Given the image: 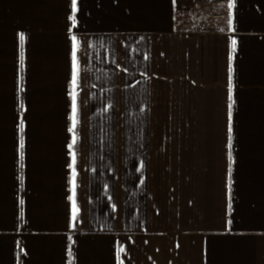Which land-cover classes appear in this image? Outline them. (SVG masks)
Listing matches in <instances>:
<instances>
[{
	"label": "crops",
	"instance_id": "1",
	"mask_svg": "<svg viewBox=\"0 0 264 264\" xmlns=\"http://www.w3.org/2000/svg\"><path fill=\"white\" fill-rule=\"evenodd\" d=\"M210 1L0 0V264H264V0Z\"/></svg>",
	"mask_w": 264,
	"mask_h": 264
},
{
	"label": "snow or ice",
	"instance_id": "2",
	"mask_svg": "<svg viewBox=\"0 0 264 264\" xmlns=\"http://www.w3.org/2000/svg\"><path fill=\"white\" fill-rule=\"evenodd\" d=\"M235 40L232 41V45H233V49L235 48ZM74 55V59H75V53L73 54ZM73 83L75 84V73H74V76H73ZM74 101H75V97L73 98ZM73 113H74V116H73V120H74V125L75 126V102L73 104ZM75 142V141H73ZM73 219H75V214L73 215Z\"/></svg>",
	"mask_w": 264,
	"mask_h": 264
},
{
	"label": "built area",
	"instance_id": "3",
	"mask_svg": "<svg viewBox=\"0 0 264 264\" xmlns=\"http://www.w3.org/2000/svg\"><path fill=\"white\" fill-rule=\"evenodd\" d=\"M221 1H218V0H211L210 1V5H216V4H220ZM212 16L214 17H220V18H224L226 15L224 13H217V14H213Z\"/></svg>",
	"mask_w": 264,
	"mask_h": 264
}]
</instances>
